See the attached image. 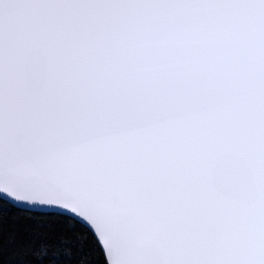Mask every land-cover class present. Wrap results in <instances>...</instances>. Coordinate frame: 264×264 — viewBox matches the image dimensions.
Wrapping results in <instances>:
<instances>
[{"label":"snow or ice","instance_id":"1","mask_svg":"<svg viewBox=\"0 0 264 264\" xmlns=\"http://www.w3.org/2000/svg\"><path fill=\"white\" fill-rule=\"evenodd\" d=\"M0 264H264V0H0Z\"/></svg>","mask_w":264,"mask_h":264}]
</instances>
